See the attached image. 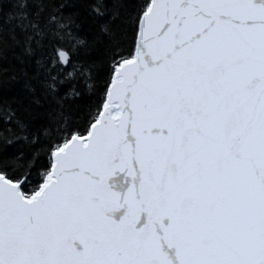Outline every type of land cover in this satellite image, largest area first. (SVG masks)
Wrapping results in <instances>:
<instances>
[{"label":"snow or ice","instance_id":"1","mask_svg":"<svg viewBox=\"0 0 264 264\" xmlns=\"http://www.w3.org/2000/svg\"><path fill=\"white\" fill-rule=\"evenodd\" d=\"M0 264H264V0H0Z\"/></svg>","mask_w":264,"mask_h":264}]
</instances>
